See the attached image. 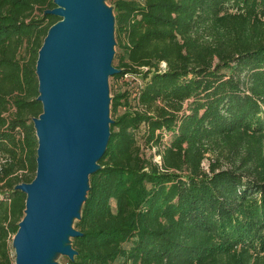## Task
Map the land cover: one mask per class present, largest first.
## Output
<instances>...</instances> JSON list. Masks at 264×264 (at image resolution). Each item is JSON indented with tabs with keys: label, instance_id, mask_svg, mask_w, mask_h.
Listing matches in <instances>:
<instances>
[{
	"label": "trees",
	"instance_id": "obj_1",
	"mask_svg": "<svg viewBox=\"0 0 264 264\" xmlns=\"http://www.w3.org/2000/svg\"><path fill=\"white\" fill-rule=\"evenodd\" d=\"M54 6L0 0V264L24 216L15 186L36 173ZM111 6L110 136L64 264H264V0Z\"/></svg>",
	"mask_w": 264,
	"mask_h": 264
},
{
	"label": "water",
	"instance_id": "obj_2",
	"mask_svg": "<svg viewBox=\"0 0 264 264\" xmlns=\"http://www.w3.org/2000/svg\"><path fill=\"white\" fill-rule=\"evenodd\" d=\"M59 18L38 51L35 73L42 112L32 119L36 173L15 186L25 194L24 216L12 238L14 264H61L77 251L70 239L99 168L111 123L108 78L114 57V16L104 0H53Z\"/></svg>",
	"mask_w": 264,
	"mask_h": 264
},
{
	"label": "rangeland",
	"instance_id": "obj_3",
	"mask_svg": "<svg viewBox=\"0 0 264 264\" xmlns=\"http://www.w3.org/2000/svg\"><path fill=\"white\" fill-rule=\"evenodd\" d=\"M111 2H112V0H104V3H105V5L106 6H108L109 8H112V6H111ZM114 50H115V46H114ZM112 64H113V61H112ZM164 64H161V66L162 67H164L163 66ZM109 78H110V76H109ZM108 78V83L110 84V79ZM121 82L119 81V82H116L115 83V86H116V89H118V86L119 85H121L120 84ZM110 97H111V94L109 95ZM110 117H111V115H110ZM212 158V156H206V158L203 160V162H202V165H203V167L204 168H207L208 167V163H209V161H210V159ZM158 159V158H157ZM76 219H74V221H75ZM65 258H67V257H65V256H63V255H61V254H54L52 257H51V261H53V262H59V263H61V264H64V262H65ZM115 264V263H114Z\"/></svg>",
	"mask_w": 264,
	"mask_h": 264
}]
</instances>
